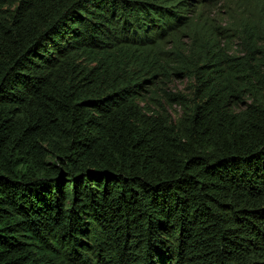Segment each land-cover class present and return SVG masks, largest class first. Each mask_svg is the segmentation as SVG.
I'll list each match as a JSON object with an SVG mask.
<instances>
[{
	"label": "trees",
	"instance_id": "1",
	"mask_svg": "<svg viewBox=\"0 0 264 264\" xmlns=\"http://www.w3.org/2000/svg\"><path fill=\"white\" fill-rule=\"evenodd\" d=\"M208 1L0 0V264H264V18L168 47Z\"/></svg>",
	"mask_w": 264,
	"mask_h": 264
},
{
	"label": "rangeland",
	"instance_id": "2",
	"mask_svg": "<svg viewBox=\"0 0 264 264\" xmlns=\"http://www.w3.org/2000/svg\"><path fill=\"white\" fill-rule=\"evenodd\" d=\"M188 16L190 24L177 37V42H167L168 47L176 45L186 52L200 50L201 57L212 53L221 57L239 56L243 51V28L264 18V0H210ZM161 86L165 92L185 96L188 103L195 96V80L187 74H172ZM152 95L154 100H149L150 103L159 101L172 118L181 115L180 102L167 99L162 90Z\"/></svg>",
	"mask_w": 264,
	"mask_h": 264
}]
</instances>
